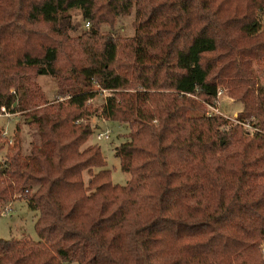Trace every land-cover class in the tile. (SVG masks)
I'll list each match as a JSON object with an SVG mask.
<instances>
[{
    "label": "trees",
    "instance_id": "trees-1",
    "mask_svg": "<svg viewBox=\"0 0 264 264\" xmlns=\"http://www.w3.org/2000/svg\"><path fill=\"white\" fill-rule=\"evenodd\" d=\"M131 14L135 33L115 31ZM255 62L264 71V0H0V113L23 116L0 159V216L27 199L40 237L0 239V264H264ZM40 74L57 78L55 100ZM221 86L243 103L237 121L208 112ZM95 112L129 127L125 184L87 144Z\"/></svg>",
    "mask_w": 264,
    "mask_h": 264
},
{
    "label": "rangeland",
    "instance_id": "rangeland-1",
    "mask_svg": "<svg viewBox=\"0 0 264 264\" xmlns=\"http://www.w3.org/2000/svg\"><path fill=\"white\" fill-rule=\"evenodd\" d=\"M75 18L78 21L82 20V17L78 11H74ZM134 14L121 16L115 31L120 32L124 35H133L135 33V28L133 26ZM83 27H89L87 22L82 20ZM108 29L107 26L104 27ZM254 67L257 73L256 77V87H264V71L261 70V65L258 62L254 63ZM37 81L41 87V91L45 94L48 101H53L57 98L59 82L57 78L51 74H40L37 77ZM109 94V91L101 90L97 92V95L92 99L91 103L93 106H98L102 103L104 98ZM64 98L63 96L61 97ZM209 113H220L225 117L229 118L231 121H237L236 117L240 110L243 108V103L229 95L226 87L221 86L218 90V97L214 104L206 103ZM18 120L23 121V116L18 112L13 113L11 111H5L0 113V134L6 136L9 141L4 143L1 147L0 143V159H3L8 144H12L15 141L16 133V123ZM89 121L94 126V133L88 139V143H100L104 154L107 159V166L112 170L111 177L114 182L125 184L130 179V173L124 171L121 168L120 159L115 154V146L126 139L125 133L128 131L129 127L125 123L119 121H113L105 118L103 115L95 112L89 118ZM246 127H252L250 123H245ZM34 129L23 123L22 127V138L24 137V149L27 150L28 141L31 135L29 130ZM98 131L108 132L109 138L103 137L98 139ZM6 132V134H5ZM87 177V176H86ZM39 216V211L32 207L27 199L16 198L11 201V203L3 208L2 215L0 216V239H10L13 237L21 238L23 236H28L33 240L40 239L39 234L36 230V220ZM262 253L264 255V240L261 243ZM69 264H80L78 261H72Z\"/></svg>",
    "mask_w": 264,
    "mask_h": 264
},
{
    "label": "built area",
    "instance_id": "built-area-1",
    "mask_svg": "<svg viewBox=\"0 0 264 264\" xmlns=\"http://www.w3.org/2000/svg\"><path fill=\"white\" fill-rule=\"evenodd\" d=\"M87 25H89L88 22H87ZM263 75H264V73H263ZM104 90L107 91V89H104ZM5 134H6V132H5ZM97 137H98V139H101V138H103V137L109 138L110 136H109L108 132H105V131H98V133H97Z\"/></svg>",
    "mask_w": 264,
    "mask_h": 264
}]
</instances>
